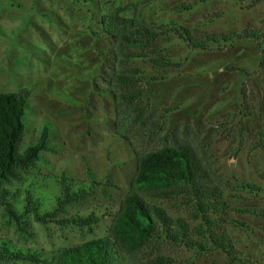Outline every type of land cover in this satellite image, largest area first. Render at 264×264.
<instances>
[{"label": "rangeland", "instance_id": "obj_1", "mask_svg": "<svg viewBox=\"0 0 264 264\" xmlns=\"http://www.w3.org/2000/svg\"><path fill=\"white\" fill-rule=\"evenodd\" d=\"M15 1L21 7L0 2V92L29 93L21 150L35 144L48 124L57 152L43 154L18 183L3 187L17 194L0 205V242L51 262L63 248L108 237L124 197L135 192L138 159L187 145L226 197L224 225L240 253L234 264H264V196L238 189L243 182L264 187V0H212L179 14L173 7L189 0ZM117 10L140 23L173 20L208 33L251 30L263 37L206 52L192 51L174 36L161 39L155 44L160 54L181 67L158 71L135 62L146 71L143 112L137 115L96 92L107 69L98 51L112 46L100 38V20ZM159 76L166 79L152 80ZM63 183L86 194L60 207ZM28 195L41 204L37 212L26 213ZM158 203L174 218L192 212L186 200ZM161 256L176 264L228 263L221 251L197 256L164 240L147 243L126 263L149 264Z\"/></svg>", "mask_w": 264, "mask_h": 264}, {"label": "trees", "instance_id": "obj_2", "mask_svg": "<svg viewBox=\"0 0 264 264\" xmlns=\"http://www.w3.org/2000/svg\"><path fill=\"white\" fill-rule=\"evenodd\" d=\"M92 1L94 0L84 2ZM210 1L212 0H189L174 6L173 10L178 14L190 12L197 5ZM6 3L21 7L15 0H6ZM100 26V38L108 39L112 46L98 51L100 64H107V69L99 76L96 92L99 96L112 98L129 113L137 115L143 112V76L146 71L142 67H135V62L150 63L158 71L181 67L180 62H174L160 54V46L155 44L161 39L174 36L188 49L206 52L244 40L257 41L264 36L261 37L259 32L251 30L208 33L199 27L190 28L173 20L140 23L122 17L121 10L102 17ZM0 35L5 36L1 32ZM165 79V76L152 77L155 82ZM28 102L29 93L26 90L0 92L2 206H8L17 194L10 193L4 186L18 183L24 173L41 162L43 154L57 152L56 147L49 142L51 131L48 124L42 128L35 144L21 150L20 145L27 125L25 117ZM245 108L249 110L248 105ZM260 134V140L264 143V131ZM90 177H93L92 174ZM260 178L264 182V173L260 174ZM133 183L135 192L124 197L108 237L63 248L51 262H46L38 252L11 250L7 244L0 242V263L22 261L34 264H127V256L140 251L147 243L159 240L194 251L197 256L218 250L228 259L227 264L239 262L240 253L224 225L227 223L229 210L224 192L211 181L202 159L192 147L168 146L143 154L138 159ZM238 189L250 195L264 196V187L253 183H240ZM60 192V197L56 200L60 207L82 199L86 194L80 189L71 192L70 186L64 183ZM185 200L192 208L187 219L172 217L166 205L158 203L170 201L176 204ZM38 207L41 204L31 200L29 195L25 198L26 213L37 212ZM10 213L17 222L21 219V214L14 211ZM232 223L231 220L229 224ZM233 225L242 230L247 229L243 222L235 221ZM149 264L176 263L169 257L161 256L150 259Z\"/></svg>", "mask_w": 264, "mask_h": 264}]
</instances>
